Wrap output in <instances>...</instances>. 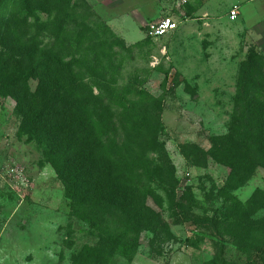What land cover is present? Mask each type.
<instances>
[{"label":"rangeland","instance_id":"374dc122","mask_svg":"<svg viewBox=\"0 0 264 264\" xmlns=\"http://www.w3.org/2000/svg\"><path fill=\"white\" fill-rule=\"evenodd\" d=\"M85 1L98 26L81 54L100 73L86 82L114 112L127 108L131 127L125 137L118 126L117 143L143 161L135 252L113 263L264 264V158L229 142L241 139L232 124L243 69L254 55L264 63V0ZM17 11V0H0V23ZM164 18L179 28L148 37L147 23ZM1 60L13 65L2 46ZM21 120L0 90V264H72L99 232L72 216L37 145L18 139ZM125 207L130 215L115 211L122 221L136 214Z\"/></svg>","mask_w":264,"mask_h":264},{"label":"trees","instance_id":"16d2710c","mask_svg":"<svg viewBox=\"0 0 264 264\" xmlns=\"http://www.w3.org/2000/svg\"><path fill=\"white\" fill-rule=\"evenodd\" d=\"M17 10L0 23V46L13 64L0 61V90L21 114L18 139L37 145L64 185L72 216L99 232L97 242L84 245L72 264H114L117 257L130 258L136 244L130 234L137 235L141 220L136 197L143 194L138 175L143 161L138 149L131 160L130 149L117 143L118 126L125 137L131 127L122 120L127 108L121 105L122 112H114L86 82L100 74L96 63L81 54L86 33L95 32L91 25L98 26L91 7L85 0H17ZM249 62L236 98L239 115L232 124L241 139L229 141L230 149H241L244 155L256 151L264 158V63L255 55ZM31 80L37 81L34 91ZM125 206L136 214L122 221L115 211L130 215Z\"/></svg>","mask_w":264,"mask_h":264},{"label":"built area","instance_id":"2783aa9c","mask_svg":"<svg viewBox=\"0 0 264 264\" xmlns=\"http://www.w3.org/2000/svg\"><path fill=\"white\" fill-rule=\"evenodd\" d=\"M187 2V0H177L179 5H185ZM238 15V8H235L230 14V20L235 21L238 18ZM145 28L148 37L152 39H161L176 31L179 28V23L172 18H164L156 22L147 23ZM12 172L16 174L15 170Z\"/></svg>","mask_w":264,"mask_h":264}]
</instances>
